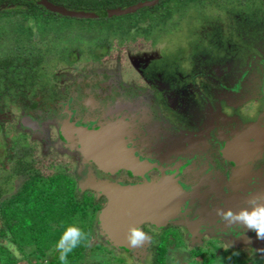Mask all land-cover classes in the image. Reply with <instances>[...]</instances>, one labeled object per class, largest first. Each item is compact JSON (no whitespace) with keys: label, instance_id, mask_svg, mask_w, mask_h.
<instances>
[{"label":"flooded vegetation","instance_id":"1","mask_svg":"<svg viewBox=\"0 0 264 264\" xmlns=\"http://www.w3.org/2000/svg\"><path fill=\"white\" fill-rule=\"evenodd\" d=\"M201 2L122 41L82 26L41 31L33 16L23 32L31 39L18 46L14 11L28 5L0 0V206L35 175L69 178L77 193L102 199V208L107 200L91 184H147L157 195L168 180L184 192L183 213L162 229L144 224L147 238L129 257L151 256L170 230L191 252L264 260V239L234 218L264 206V0ZM80 11L100 16L52 14L104 17ZM206 13L211 29L187 48L183 74L163 61L161 46Z\"/></svg>","mask_w":264,"mask_h":264},{"label":"trees","instance_id":"2","mask_svg":"<svg viewBox=\"0 0 264 264\" xmlns=\"http://www.w3.org/2000/svg\"><path fill=\"white\" fill-rule=\"evenodd\" d=\"M49 1L69 10H100L104 17L97 20L64 18L40 10L29 0H14L28 5L27 10L14 11V31L18 33L14 40L18 46L31 39L30 35L23 32L30 29L26 23L33 16L41 31L53 33L82 26V30L100 31L106 39L115 37L122 41L131 38L133 31L137 33L134 35H139L161 24L164 27L174 14L182 16L191 6L202 3V0H163L154 8L114 18L109 16L112 9L146 0ZM41 15L48 18H40ZM101 200L88 193H77L74 182L69 178L45 179L32 176L16 195L0 206V239L6 241L0 242V264H61L57 243H61L63 248H71L64 264H128L114 246L96 241V235L100 233L98 215L102 209ZM72 229H78L83 236L75 247H71L77 238ZM171 246L186 247L181 238L165 230L152 246L150 264H167L168 249ZM205 251H193L194 258L199 259L198 264H215V251Z\"/></svg>","mask_w":264,"mask_h":264},{"label":"water","instance_id":"3","mask_svg":"<svg viewBox=\"0 0 264 264\" xmlns=\"http://www.w3.org/2000/svg\"><path fill=\"white\" fill-rule=\"evenodd\" d=\"M33 1L52 13L72 18H97L100 16L98 13L70 11L53 5L46 0ZM159 1L149 0L127 8L115 9L110 11L109 16L119 17L137 13L144 8L155 6ZM98 146L101 148L105 147L103 144ZM94 161L98 163L97 159ZM161 186L156 188V190L160 189L162 191L157 195L154 193L155 187L152 188L147 184L134 186H110L105 184L95 186V184H91L87 187L104 196L107 200L106 205L100 210L98 215L100 233L106 244L113 245L116 250L123 253L136 252L141 245H129L127 239L129 229L139 228L141 230L144 224H152L153 227L162 229L183 213L181 206L184 204V192L175 191L168 180H164ZM201 223L200 221L199 224ZM186 226L189 231L192 230V225L188 224V221ZM230 238L233 242L229 246L237 248V245L234 244L233 236Z\"/></svg>","mask_w":264,"mask_h":264},{"label":"rangeland","instance_id":"4","mask_svg":"<svg viewBox=\"0 0 264 264\" xmlns=\"http://www.w3.org/2000/svg\"><path fill=\"white\" fill-rule=\"evenodd\" d=\"M213 19L210 14H205L203 16L193 15L188 23H184L177 31V33L169 36L165 42H163L161 49L163 52V61H175L176 65L180 67V70L183 74H186L188 68L187 62V48L192 45L194 42V38L196 35H199L205 29H211V24L213 23ZM154 54V53H152ZM13 192L11 190L7 197ZM0 228H1V220H0ZM97 242H104L101 233L96 235ZM0 242L6 243V241L1 240ZM104 244H106L104 242ZM108 245V244H106ZM191 249H195V247L186 246L183 248H178L175 246H171L168 249L167 254V264H198L199 259L194 258L193 252ZM119 252V250H116ZM208 252V250H206ZM205 251V252H206ZM211 251V250H209ZM212 251L213 248H212ZM121 253V254H120ZM216 256L215 264H244L246 260H242L238 257L232 256L231 253H226L224 255L223 252H213ZM17 254V252H16ZM121 256L125 258L128 264H150L152 255L147 256L142 261L135 260L128 256L127 253L119 252ZM146 255V254H145ZM260 264H264V260H259Z\"/></svg>","mask_w":264,"mask_h":264},{"label":"clouds","instance_id":"5","mask_svg":"<svg viewBox=\"0 0 264 264\" xmlns=\"http://www.w3.org/2000/svg\"><path fill=\"white\" fill-rule=\"evenodd\" d=\"M226 215L233 216L231 212L227 213ZM250 216L258 217L260 223H257L256 221H251L249 219ZM234 218L236 220L242 221L249 229L255 230L258 239H264V206L257 205L252 209L251 212L242 210L240 213L235 214ZM72 231L76 234L77 238L72 242L71 247H75L79 243L80 239L83 238V236L78 229H72ZM146 238L147 237L145 233L141 231L139 228L129 229V234L127 236V239L130 246H138ZM56 247L59 251V259L61 261V264H64L67 253L71 251V248H63L61 243H57Z\"/></svg>","mask_w":264,"mask_h":264}]
</instances>
